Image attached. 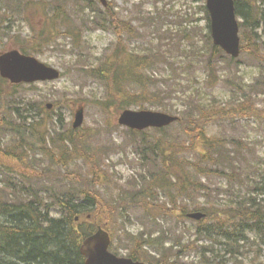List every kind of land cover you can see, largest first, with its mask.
<instances>
[{
    "label": "rangeland",
    "instance_id": "rangeland-1",
    "mask_svg": "<svg viewBox=\"0 0 264 264\" xmlns=\"http://www.w3.org/2000/svg\"><path fill=\"white\" fill-rule=\"evenodd\" d=\"M8 1L0 0V28L7 31L3 39L6 45L9 44V49L21 44L30 48L29 42L34 35L50 36L52 28L56 26L53 22L47 24L46 17L54 9L59 10V16L62 14L65 27L73 24L80 27L84 17L89 21L94 14L83 0H11L22 4L17 8L12 4L4 11ZM95 1V7L101 9L103 15L106 16L105 11L109 9L113 17L118 16L130 22L138 35L129 36L126 33L123 43L118 44V36L113 30H94L90 26L84 28L82 40L75 47L72 39L63 35V29L60 28L52 41L31 53L42 62L60 69L62 78L55 82L27 84L19 90L46 111L45 118H56L50 122L59 124L57 128L65 132L73 129L75 111L79 106L84 107V122L78 128V133L82 137H89V142L93 143L88 150V157L94 163L100 182H106L96 188L108 205L106 210L101 208L98 220L108 225L114 236L112 251L127 257L138 248V242L143 244L148 238L150 247L142 249L140 259L155 264L153 256H159L162 243L165 242L164 246L169 247L183 242L184 245L179 244L185 247L180 262L202 264L204 259L200 246L208 247L211 242L204 240V235L198 233V227L209 221L198 222L183 214L181 217L179 208L171 204L172 197L160 189L153 191L154 185L151 192H154L155 200L145 198L142 202L146 204L141 203L142 206L129 204L128 199L116 203L120 194L151 187L150 178L144 177L148 176L147 169L159 157L152 153L150 161H143V147L136 148L134 145V141L141 140L143 136L134 135L128 128L120 126L118 118L126 109L161 111L176 114L180 118L189 117V112L197 111L200 105L212 108L215 114L223 110L221 115L206 123L205 129L220 140L226 153L234 158L232 162H241V181L222 176L212 177L207 183L215 192L214 198L207 202L201 196L202 191H199L197 201L187 207L186 212H193L197 204H209V208L213 204L220 212L225 208L223 205L236 199L239 193L245 197L260 193L262 189H254L253 184L261 182L260 175L264 172V93L256 86V82L264 72L248 51L255 49L252 33L248 28L242 29V42L246 49L238 59L232 60L223 51L215 52L212 40L206 36L208 21L202 9L206 0H107L106 7L99 0ZM258 3L264 8V0H258ZM68 14L74 18H69ZM241 21L245 20L241 18ZM76 31L80 34V29ZM115 44L130 54H158L159 63L153 70L158 76L156 83L164 89L159 100L145 103L143 108L132 106L119 112L110 107L108 113L103 111L101 102L106 90L101 82L90 75V70L108 58ZM48 104H52L50 109L47 108ZM230 110L234 113H229ZM60 114L61 120L58 119ZM211 115L204 113L200 116ZM145 136L155 139L154 143L163 141V137H173L178 144H192L194 141L184 138L181 124L161 133L146 131ZM1 138L3 147L17 140L11 133ZM28 139L31 140L26 137L25 143H28ZM196 148L200 152L204 151L200 144ZM31 156L34 162L24 163L27 164L25 166L15 160L5 159V164L10 165L7 172L11 171L12 178L17 180L22 177L25 186H28L29 181L37 186L44 182L54 195L59 192L61 183L66 182L58 178L56 173L76 180L84 179L89 172L88 167L81 162L78 164L79 169L74 162L62 166L51 165L38 149H34ZM151 171L158 172L152 168ZM200 178L206 181V177ZM166 183L174 186V182L170 183L169 179ZM187 204L180 201L178 206L183 208ZM215 240V247L226 252L228 246L220 243L225 239L216 234ZM256 240L254 245H248L247 250L237 254L242 260L232 261V256L227 254L218 260L224 264H264V245L260 238Z\"/></svg>",
    "mask_w": 264,
    "mask_h": 264
},
{
    "label": "trees",
    "instance_id": "trees-1",
    "mask_svg": "<svg viewBox=\"0 0 264 264\" xmlns=\"http://www.w3.org/2000/svg\"><path fill=\"white\" fill-rule=\"evenodd\" d=\"M83 1H86L94 12L89 21L84 17L80 27L74 24L65 27L62 14L59 16V10L54 9L53 13L46 17L47 24L53 22L56 26L52 28L50 36L34 35L29 42L30 48H26L24 44L14 48L28 54L35 53L52 41L60 28L63 29V35L72 39V45L75 47L82 40L84 28L90 26L94 30H113L118 36V44L123 43L126 33L129 36L138 35L130 22L118 16L113 17L109 9L105 11L106 16L103 15L102 10L95 7V0ZM12 4L17 8L22 3L9 0L3 10L6 11ZM235 4L237 15L245 20L241 27L248 28L254 39L255 49L250 51L248 48L249 54L264 72V8L259 5L258 0H235ZM44 9L46 11V8ZM202 9L210 28V17L205 5ZM78 10L82 12L81 9ZM67 16L74 18L71 14ZM77 29H80V34ZM6 33L5 29L0 28V51L9 49V44L6 45L3 39ZM206 36L211 41L209 31ZM118 44L114 45L115 49L107 59L90 70V75L105 87L101 107L106 113L110 107L119 112L132 106L143 108L145 103L159 100L164 91L156 83L158 76L153 70L159 63L158 54H130L117 48ZM212 49L222 52L214 45ZM242 49L245 50L246 46L243 45ZM26 85H13L0 76V264H85V258L80 252L83 240L92 235L99 225L110 230L108 225L98 220L99 211L101 208L108 209V205L96 188L106 182H100L94 163L88 157V150L93 145L89 142V137H82L78 129L68 132L59 130V124L50 122L56 118H45L46 111L33 98L24 96L19 90ZM256 86L264 93V73L257 79ZM222 111L219 110L215 114L212 108L200 105L197 111L191 110L189 117L181 118L176 124L162 129L146 130L161 133L181 124L184 138L194 139L192 144H178L173 137H163V141L154 143L155 139L145 136L146 131L129 130L134 135L143 136L141 140L134 141L136 148L143 147V161H150L152 153L159 157L150 165V169H147L148 176L144 177L150 178L148 181L151 187L120 194L116 203L128 199L129 204L142 206L141 203L146 204L142 202L145 198L155 200L154 192H151L154 185L153 191L160 189L165 195L172 197L171 204L179 208L182 217V214L186 216V208L197 201L199 191H202L201 196L207 202L214 198L215 192L207 183L212 177L222 176L240 182L243 170L241 162H232L234 158L230 157V153H226L220 140L215 139L205 129L206 123L221 115ZM204 113L212 115L200 116ZM229 113L234 112L230 110ZM58 116L61 120V114ZM8 133L15 135L17 140L3 147L1 137ZM26 137L31 139H28V143H25ZM198 144L203 147V152L197 150ZM34 149L40 150L51 165L62 166L74 162L79 169L78 164L81 162L88 167L89 172L84 179L76 180L56 173L58 178L66 181L61 183L62 186L56 195L44 182L37 186L33 181H29L28 186H25L22 177L17 180L12 178L9 173L11 171L7 172L10 165L5 164V159L15 160L19 164L33 163L31 153ZM151 168L158 172H152ZM226 169H229V172H226ZM200 177H206V181ZM168 179L170 183L174 182L175 187L166 183ZM260 180L259 184H253L254 189H262L260 193L247 197L239 193L236 199L224 204L225 208L220 212H217L213 204L211 208L208 207L209 204L195 205V210L207 212V218L201 222H210L198 227V233L204 235V240L211 242L208 247L200 246L204 259L202 264H224L218 258H223L225 254L231 255L232 261L242 260L237 254L247 250L248 245H254L257 238H260L261 244L264 245V172L261 173ZM180 201L187 202V206L179 207ZM216 234L225 239L220 243L228 246L226 252L215 247ZM145 239L143 244L138 242V248L130 254L132 258L140 259L142 249L150 247L149 239ZM164 243L159 249V256H153L155 264H184L180 262L185 248L180 247L184 245L183 242L169 247L164 246Z\"/></svg>",
    "mask_w": 264,
    "mask_h": 264
},
{
    "label": "water",
    "instance_id": "water-1",
    "mask_svg": "<svg viewBox=\"0 0 264 264\" xmlns=\"http://www.w3.org/2000/svg\"><path fill=\"white\" fill-rule=\"evenodd\" d=\"M107 6V0H100ZM211 16V33L214 44L222 47L228 54L238 57L241 52L240 24L236 14L234 0H207ZM0 74L12 83L56 80L60 71L41 62L34 56L27 55L18 49L0 53ZM51 107V105H49ZM179 118L163 112L150 110L126 109L118 118L121 125L142 130L147 127H164ZM84 121V108L75 113L74 128ZM206 216L201 211L191 212L188 217L201 220ZM110 233L102 227L83 241L81 253L86 258L85 264H146L132 258L121 257L111 252Z\"/></svg>",
    "mask_w": 264,
    "mask_h": 264
}]
</instances>
